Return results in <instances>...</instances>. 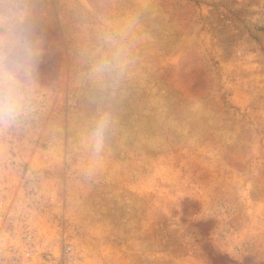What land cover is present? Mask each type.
<instances>
[{
  "label": "rangeland",
  "instance_id": "rangeland-1",
  "mask_svg": "<svg viewBox=\"0 0 264 264\" xmlns=\"http://www.w3.org/2000/svg\"><path fill=\"white\" fill-rule=\"evenodd\" d=\"M9 7L35 64L0 123L22 210L89 264H264V0Z\"/></svg>",
  "mask_w": 264,
  "mask_h": 264
},
{
  "label": "built area",
  "instance_id": "built-area-1",
  "mask_svg": "<svg viewBox=\"0 0 264 264\" xmlns=\"http://www.w3.org/2000/svg\"><path fill=\"white\" fill-rule=\"evenodd\" d=\"M20 199L0 184V264H89L63 226L40 227L22 210Z\"/></svg>",
  "mask_w": 264,
  "mask_h": 264
},
{
  "label": "clouds",
  "instance_id": "clouds-1",
  "mask_svg": "<svg viewBox=\"0 0 264 264\" xmlns=\"http://www.w3.org/2000/svg\"><path fill=\"white\" fill-rule=\"evenodd\" d=\"M23 9L9 7L0 13V123L15 121L30 105L29 85L35 70L34 53L23 28ZM102 121L96 129L97 139L104 132Z\"/></svg>",
  "mask_w": 264,
  "mask_h": 264
}]
</instances>
